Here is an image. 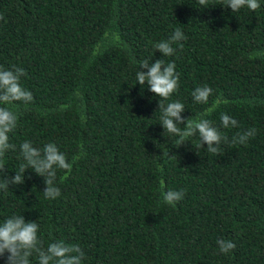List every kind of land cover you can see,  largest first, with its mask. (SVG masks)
I'll return each instance as SVG.
<instances>
[{
	"label": "trees",
	"instance_id": "16d2710c",
	"mask_svg": "<svg viewBox=\"0 0 264 264\" xmlns=\"http://www.w3.org/2000/svg\"><path fill=\"white\" fill-rule=\"evenodd\" d=\"M258 2L255 11L232 12L226 0H0V67L24 69L21 83L33 96L27 105H0L18 114L5 172L12 178L25 163L26 140L55 143L72 164L57 169L54 200L43 195V177L26 169L23 184L0 191V223L13 215L36 221L45 248L78 245L82 264H264ZM177 28L186 39L163 57L154 45ZM146 59L175 63L179 87L167 100L137 83L136 61ZM205 85L208 102H195L192 92ZM174 101L185 120L213 109L204 118L229 138L218 155L199 146L198 133L179 146L163 129L158 103ZM222 113L239 126L223 128ZM248 129L255 135L245 144L231 142ZM168 151L176 158L162 155ZM168 190L185 195L170 206L162 199ZM221 238L235 250L220 253ZM30 261L38 264L35 254Z\"/></svg>",
	"mask_w": 264,
	"mask_h": 264
},
{
	"label": "clouds",
	"instance_id": "9594fccd",
	"mask_svg": "<svg viewBox=\"0 0 264 264\" xmlns=\"http://www.w3.org/2000/svg\"><path fill=\"white\" fill-rule=\"evenodd\" d=\"M207 0H199L201 5H205ZM226 7L232 12L239 11L247 7L255 11L261 7L258 0H226ZM0 20L4 17L0 15ZM186 37L181 29L177 28L166 40L160 41L154 45L156 52L163 57L172 56L176 49L173 44L185 40ZM181 48L182 44L179 45ZM137 71L136 80L141 86L147 85L148 90L158 98L167 100L177 91L179 76L175 71L174 62H166L164 59H158L150 63L147 59L136 61ZM26 72L22 68L13 66L11 69L0 67V105L12 106L15 102H23L25 105L32 102L33 96L30 91L23 87L21 77ZM212 95V89L205 85L197 87L192 92L193 100L197 103L208 102ZM158 109L161 111V123L165 131L175 134L179 137L177 144L179 146L185 143L186 138L199 134L200 147L207 145L206 150L209 153L218 155L222 142H227L229 138L224 135L209 119L204 118L212 108L206 110L200 118L193 119L182 117L185 111L184 105L179 101L168 103L166 106L158 103ZM223 128L238 127V122L227 114L220 116ZM18 122V114L12 107L0 106V191L6 192L10 185H20L24 183V173L26 169H31L36 175L43 177L44 191L46 199H56L61 195L60 189L56 186L57 169L71 171L72 164L67 161L66 155L59 150L55 143L49 142L43 148L34 147L30 141H24L20 145V155L25 161L15 172V176L9 178L5 172L3 157L8 150H15V145L9 143L8 134L12 132ZM183 124V128L180 125ZM255 135V129H248L243 132H237L231 138L233 144H245L249 138ZM178 146V147H179ZM168 158L169 151L162 154ZM176 158V157H175ZM77 159V157H73ZM162 170L163 165L158 164ZM185 193L183 190H168L162 193L163 203L175 206L181 201ZM39 225L36 221L26 222L23 215H13L0 223V259H5V264H31L30 257L34 254L38 259V264H82L84 258L83 250L75 244H68L63 240L53 241L44 247V242L38 235ZM220 253L228 254L233 252L236 244L227 239H218L216 241ZM5 253L7 256L5 257Z\"/></svg>",
	"mask_w": 264,
	"mask_h": 264
}]
</instances>
